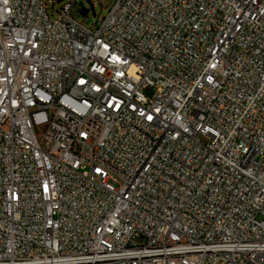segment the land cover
<instances>
[{
    "label": "built area",
    "instance_id": "obj_1",
    "mask_svg": "<svg viewBox=\"0 0 264 264\" xmlns=\"http://www.w3.org/2000/svg\"><path fill=\"white\" fill-rule=\"evenodd\" d=\"M77 1L0 0V264H264V0Z\"/></svg>",
    "mask_w": 264,
    "mask_h": 264
},
{
    "label": "rangeland",
    "instance_id": "obj_2",
    "mask_svg": "<svg viewBox=\"0 0 264 264\" xmlns=\"http://www.w3.org/2000/svg\"><path fill=\"white\" fill-rule=\"evenodd\" d=\"M113 1L114 0H78L72 9V17L78 23L94 29L96 23H99L106 15ZM66 2L67 0H43L48 13L53 16L56 15ZM82 9L86 10L83 16L80 14ZM136 242L140 243V240H136Z\"/></svg>",
    "mask_w": 264,
    "mask_h": 264
},
{
    "label": "water",
    "instance_id": "obj_3",
    "mask_svg": "<svg viewBox=\"0 0 264 264\" xmlns=\"http://www.w3.org/2000/svg\"><path fill=\"white\" fill-rule=\"evenodd\" d=\"M86 13V10L82 9L80 14L83 16Z\"/></svg>",
    "mask_w": 264,
    "mask_h": 264
},
{
    "label": "snow or ice",
    "instance_id": "obj_4",
    "mask_svg": "<svg viewBox=\"0 0 264 264\" xmlns=\"http://www.w3.org/2000/svg\"><path fill=\"white\" fill-rule=\"evenodd\" d=\"M5 2H6V0H5Z\"/></svg>",
    "mask_w": 264,
    "mask_h": 264
}]
</instances>
